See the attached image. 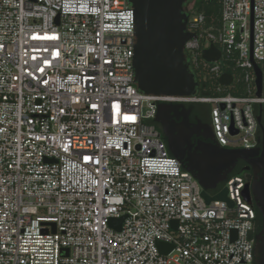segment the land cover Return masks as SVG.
<instances>
[{"label":"built area","instance_id":"obj_1","mask_svg":"<svg viewBox=\"0 0 264 264\" xmlns=\"http://www.w3.org/2000/svg\"><path fill=\"white\" fill-rule=\"evenodd\" d=\"M218 1L216 27L185 10L204 94L171 96L137 88L128 0H0V264H253L245 175L207 204L154 125L156 102L209 105L219 147H259L264 0Z\"/></svg>","mask_w":264,"mask_h":264},{"label":"water","instance_id":"obj_2","mask_svg":"<svg viewBox=\"0 0 264 264\" xmlns=\"http://www.w3.org/2000/svg\"><path fill=\"white\" fill-rule=\"evenodd\" d=\"M190 0H128L135 13V37L133 69L134 81L140 92L151 95L189 96L199 88L194 74L185 60L184 44L194 35L185 32L188 16L185 5ZM214 1V0H209ZM220 52L214 46L202 52L206 62H215ZM258 95L260 94L261 76L256 70ZM231 75L221 76L222 86L230 85ZM155 124L161 127L169 153L176 158L183 169L189 172L202 188L201 196L208 204L223 201L229 207L233 203L227 197V189L222 188L215 195L219 184H224L238 161L252 169V181L244 191V200L254 205L262 219V232L256 240L253 250V264H264V129L261 126L262 109L259 107L257 122L261 132L259 147L223 149L219 147L212 129L211 143L200 146L196 151L189 146L187 157L179 154V148L190 145L189 123L185 106L179 103L156 102ZM259 106L260 103H259ZM179 115L182 119L178 135L172 118ZM247 169H244L246 171ZM124 217L112 219L110 226L119 231ZM235 233V232H234ZM161 252L167 254L170 246L159 244Z\"/></svg>","mask_w":264,"mask_h":264},{"label":"flooded vegetation","instance_id":"obj_3","mask_svg":"<svg viewBox=\"0 0 264 264\" xmlns=\"http://www.w3.org/2000/svg\"><path fill=\"white\" fill-rule=\"evenodd\" d=\"M190 3L188 2L185 5L186 7ZM186 110L188 111L187 117H188V123H189V131L191 132L189 140L190 145L185 144L184 147L179 148V154L184 155L187 157L188 151L186 150L189 146H191L192 151H196V149L200 146H203L205 144L211 143L212 139V133L210 131L211 129V123L209 119V109L206 105L203 104H193V106H185ZM172 120L175 122L177 127V132L175 135H178V132L180 131V124L182 122V119H179V115L176 114L175 118H172ZM159 126V125H158ZM161 129V127L159 126ZM162 134V133H161ZM242 165L244 169H247L246 172L250 173L252 175V169L248 170V165L242 161H238L236 166ZM235 166V167H236ZM253 179V177H252ZM252 181V180H251ZM262 223L259 226V222L256 221L254 231L252 233L254 243L256 244V240L259 237L260 233L262 232Z\"/></svg>","mask_w":264,"mask_h":264},{"label":"trees","instance_id":"obj_4","mask_svg":"<svg viewBox=\"0 0 264 264\" xmlns=\"http://www.w3.org/2000/svg\"><path fill=\"white\" fill-rule=\"evenodd\" d=\"M189 3H193L194 4V10L197 13H201L205 16L206 18V26L210 27V26H214L216 27L219 24L220 21V17H221V9H220V5H219V1L218 0H214V1H209V0H190ZM197 9V10H196ZM196 81L199 84V88H198V92L200 94H204L203 93V84L196 79ZM196 105V104H195ZM189 106H193V105H189ZM209 109V119H210V106L206 105ZM155 127L161 132V129L159 128V126L157 124H154ZM262 128L264 129V120H262ZM163 141L165 143L166 139L165 137L162 135ZM245 175V177L247 178L248 182H251L252 180V175L246 171H244V168L242 165H238L236 166L233 171L229 174L228 179L234 176H238V175ZM223 188V184H219L217 189L215 191H211L210 194L211 195H215L216 193H218L221 189ZM254 210L256 213V219H255V223L256 221L259 222V226L262 223V219H261V215L258 211V209L254 206ZM253 239V236L251 234L250 236Z\"/></svg>","mask_w":264,"mask_h":264},{"label":"rangeland","instance_id":"obj_5","mask_svg":"<svg viewBox=\"0 0 264 264\" xmlns=\"http://www.w3.org/2000/svg\"><path fill=\"white\" fill-rule=\"evenodd\" d=\"M189 7L188 8H190L191 7V4L190 5H188ZM197 10V9H196Z\"/></svg>","mask_w":264,"mask_h":264}]
</instances>
